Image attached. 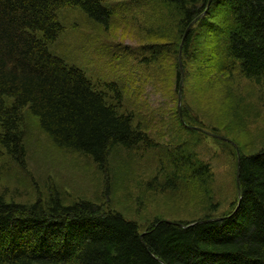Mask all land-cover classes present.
<instances>
[{"label": "trees", "instance_id": "1", "mask_svg": "<svg viewBox=\"0 0 264 264\" xmlns=\"http://www.w3.org/2000/svg\"><path fill=\"white\" fill-rule=\"evenodd\" d=\"M135 1L114 8L105 0H0V154L25 168L33 119L57 148L91 158L116 192L132 179L140 159L135 151L143 148L157 168L147 187L202 197L201 215L191 221L155 217L142 228L102 206L105 201L69 200L53 184L31 201L0 192V264H264V143L250 149L257 139L249 121L258 111L243 93L264 86V0ZM75 9L95 27L122 23L139 38L120 57L112 41H103V55L96 53L104 62L103 56L125 60L121 83L95 82L50 50L65 32L62 13ZM124 10L131 24L115 21ZM182 79L181 113L150 101L162 86L179 97ZM148 85L154 90L145 91ZM139 87L150 125L165 135L175 132L172 143L137 120L139 108L127 91ZM190 92L196 96L189 108ZM209 136L227 144L235 170L236 199L221 215L211 166L194 149ZM122 150L129 152L125 158ZM12 169L0 166V176Z\"/></svg>", "mask_w": 264, "mask_h": 264}, {"label": "rangeland", "instance_id": "2", "mask_svg": "<svg viewBox=\"0 0 264 264\" xmlns=\"http://www.w3.org/2000/svg\"><path fill=\"white\" fill-rule=\"evenodd\" d=\"M124 1L137 4L135 0H105L114 8H119ZM62 14L61 21L65 25V32L60 35L55 43L51 44L50 50L64 58L68 63L78 65V67L84 69L95 82H120L124 73L123 67L128 68L125 60L122 58L110 60L109 57L103 56L104 62L96 53L103 55L101 52L103 41H112L118 43V47L115 49L120 57L126 52V46H138L140 40L136 34L124 32L121 27L125 25L122 23H116L118 27H114L112 30H103L100 27H95L80 10H65ZM115 21L129 22L131 24L133 19L129 16L127 10H124L119 13V18L116 17ZM129 77L130 75L126 76L128 79ZM153 87V85L152 87L148 85L145 91H152L154 90ZM127 92L129 103L134 106L137 105L139 108L137 120L145 121L146 132L153 133L161 141L168 140L169 144L170 141L172 143L176 137L175 132L169 135L166 132L165 135L164 132H158L157 128L153 129L154 126L150 125L151 117L148 116L145 108L141 105L140 87L138 90L133 88ZM243 93L249 97L248 101L254 102L253 105L258 111L257 116L250 117L248 126L249 130L254 133V139H257V145L256 143L250 145V149L254 150L255 148L258 149V146L261 147L264 143V139L261 140L263 142H258L260 138H264V86H251L248 90H243ZM174 96L173 94H168L164 86H162L149 97L154 105L166 102V110L170 111V113L176 109L181 112L183 108L182 96L180 109V96L175 98ZM195 96L193 92H190L188 105L190 102L194 106ZM209 105L211 104L208 102L205 107ZM205 107L206 117L213 120L211 118L212 111ZM31 117L35 118L33 115ZM29 124L30 128L26 138L27 160L25 168L16 166L3 153L0 154V166L4 169L7 166H12L13 168L10 174L2 173L0 176V192L5 195L15 197L18 201H31L38 196L39 190L43 191L47 189L48 185L53 184L61 191L64 190L69 196V200L80 197L97 203L105 201L102 206H108L124 213L140 223L142 228L152 223L155 217L191 221L201 215L202 206L200 199L202 197L183 190L178 196L176 193L171 192L177 198H170L169 195L171 193L157 192L147 187L148 182L156 175L157 168L155 169L154 165L151 166V164L147 163V161H150L149 153L145 152L143 148L135 151L136 158L140 159L138 162L136 160L132 166L134 169L132 179H126L127 182L116 192H113L107 187V185H110L107 180L108 175L106 176L91 158L83 154L57 148L50 137L39 128L33 119H30ZM207 133L209 135L213 134L211 131ZM216 136L223 140L228 137L223 134ZM223 144L222 142L217 143L214 137L209 136L203 137L201 142L194 146L198 155L211 166L213 172V197H215V202L221 204L217 215L228 212L233 207L232 203L236 199L237 191L233 158L230 154L231 150L230 148H223L224 145L227 146V144ZM128 153L127 150H122V157L125 158ZM111 158L113 159V156ZM166 161V157H164L163 162L168 165V161ZM112 164H115L117 168H121L117 162H112ZM198 202L199 204H196Z\"/></svg>", "mask_w": 264, "mask_h": 264}, {"label": "water", "instance_id": "3", "mask_svg": "<svg viewBox=\"0 0 264 264\" xmlns=\"http://www.w3.org/2000/svg\"><path fill=\"white\" fill-rule=\"evenodd\" d=\"M203 15H204V13L201 14L200 17H202ZM180 64H181V60H180ZM183 81H184V79H182L181 85H180V104H179V109L181 108V90H182ZM239 156H240V154H239ZM239 169H240V158H239L238 171H237V178H238V180H239ZM218 219L219 218H214V219H210L208 221H213V220H218Z\"/></svg>", "mask_w": 264, "mask_h": 264}]
</instances>
